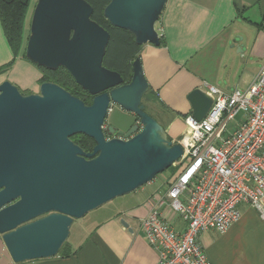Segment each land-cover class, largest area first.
<instances>
[{"label":"water","instance_id":"1","mask_svg":"<svg viewBox=\"0 0 264 264\" xmlns=\"http://www.w3.org/2000/svg\"><path fill=\"white\" fill-rule=\"evenodd\" d=\"M167 1L111 0L104 15L137 44L159 45L156 24ZM93 12L87 0H37L25 46L33 64L64 67L91 104L52 81L32 93L0 83V233L15 262L58 255L75 219L151 182L183 155L145 111L150 85L141 59L129 82L104 65L111 35ZM187 98L197 120L213 104L200 87ZM105 124L118 136L108 137ZM78 133L94 140L92 151L71 138Z\"/></svg>","mask_w":264,"mask_h":264},{"label":"crops","instance_id":"2","mask_svg":"<svg viewBox=\"0 0 264 264\" xmlns=\"http://www.w3.org/2000/svg\"><path fill=\"white\" fill-rule=\"evenodd\" d=\"M156 28L163 42L144 44L139 53L150 85L144 98L161 107V124L177 143L187 130L186 115L192 114L190 91H206L207 85L225 92L245 90L264 68V0H168ZM12 59L0 23V66ZM41 76L20 55L0 75V83L8 79L38 92ZM150 210L148 200L110 213L81 238H68L67 256L15 262L0 233V264H156L158 251L142 228ZM241 210V218L226 232L209 229L200 234L210 264H264V218L250 205L242 204ZM175 224L182 222L177 218Z\"/></svg>","mask_w":264,"mask_h":264},{"label":"built area","instance_id":"3","mask_svg":"<svg viewBox=\"0 0 264 264\" xmlns=\"http://www.w3.org/2000/svg\"><path fill=\"white\" fill-rule=\"evenodd\" d=\"M206 92L213 97L206 116L185 117L180 171L150 199L142 220L156 264H210L200 234L226 232L241 218L242 204L264 218V68L245 90L207 85Z\"/></svg>","mask_w":264,"mask_h":264},{"label":"trees","instance_id":"4","mask_svg":"<svg viewBox=\"0 0 264 264\" xmlns=\"http://www.w3.org/2000/svg\"><path fill=\"white\" fill-rule=\"evenodd\" d=\"M94 7L92 18L106 28L111 37L104 57V65L110 69L117 70L124 78V82H129L132 77V63L139 57L142 45L135 41L134 35L123 28L113 26L105 17L104 9L111 0H87ZM32 0H0V23L3 28L5 38L13 52V59L0 66V74L8 71L18 56H25V43L27 42L29 32L26 33V20ZM163 42V36L160 37V43ZM27 59V58H26ZM42 73L40 83L44 81L55 82L73 95L81 98L86 104H91L93 97L76 83L72 75L64 68L47 69L36 65ZM24 92V91H23ZM24 93H30L25 91ZM187 116V115H186ZM78 138H84L82 146L86 151H91L94 141L87 135L73 136V139L79 142ZM176 170L177 168L171 167ZM70 254L68 241L64 243L58 255L67 256Z\"/></svg>","mask_w":264,"mask_h":264},{"label":"rangeland","instance_id":"5","mask_svg":"<svg viewBox=\"0 0 264 264\" xmlns=\"http://www.w3.org/2000/svg\"><path fill=\"white\" fill-rule=\"evenodd\" d=\"M37 0H32L27 20H26V33L30 30V22L33 14V10L35 7ZM26 46V43H25ZM16 61V60H15ZM32 63V62H31ZM36 66V65H35ZM1 75V74H0ZM22 91L25 92V89L20 88ZM143 103L146 104L147 111L155 117L158 122L161 124L162 121L159 119L160 117V109L161 107L157 104H154L150 101H147V98H143ZM241 116V115H239ZM162 125V124H161ZM176 143V142H174ZM179 143V142H177ZM177 168L176 170L172 169L171 167ZM170 168L166 169L164 172L158 174L151 182L143 185L142 187L136 189L135 191L119 196L112 201L104 204L103 206L90 211L85 216L75 219L71 229H70V240H77L81 238L84 233L87 232V230L91 227H93L97 222L103 220L104 217L109 215L112 212H118V211H125L126 208H129L133 204H142L146 201L150 200L157 192H162L166 190L169 183L173 181L178 172L180 171V165H172Z\"/></svg>","mask_w":264,"mask_h":264},{"label":"flooded vegetation","instance_id":"6","mask_svg":"<svg viewBox=\"0 0 264 264\" xmlns=\"http://www.w3.org/2000/svg\"><path fill=\"white\" fill-rule=\"evenodd\" d=\"M146 95V94H145ZM145 95H144V97H145ZM92 96V95H91ZM93 97V96H92ZM143 97V98H144ZM143 98H142V100H143ZM142 103H143V101H142ZM144 104V106H145V111L146 112H148L147 111V107H146V104L145 103H143ZM149 113V112H148ZM150 114V113H149ZM105 132H106V135L108 136V137H112V136H118V134H114V135H110V134H108V132H107V127H106V124H105ZM76 135H78V136H82V135H85V134H82V133H78V134H75V135H73V136H76ZM73 136L71 137L72 139H73ZM74 140V139H73ZM78 140H79V142H77V141H75L78 145H80L83 149H84V147L82 146V143H83V141L82 140H84V138H78ZM94 141V140H93ZM94 145H95V143H94ZM85 150V149H84ZM86 151V150H85ZM92 151V150H91ZM87 152H90L89 150L87 151Z\"/></svg>","mask_w":264,"mask_h":264}]
</instances>
